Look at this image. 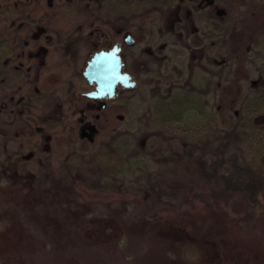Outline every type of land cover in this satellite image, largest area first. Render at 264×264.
I'll return each instance as SVG.
<instances>
[{
    "label": "rangeland",
    "instance_id": "1",
    "mask_svg": "<svg viewBox=\"0 0 264 264\" xmlns=\"http://www.w3.org/2000/svg\"><path fill=\"white\" fill-rule=\"evenodd\" d=\"M49 1L53 32L69 47L63 52L51 44L43 83L36 71L13 76V23L26 22L30 0H12L18 14L0 21L7 39L0 48V264H13L18 231L32 245L31 264L204 262L187 245L175 251L162 237L141 236L174 218L198 237L207 233L210 209L203 204L214 200L211 190L222 197V208H210L223 215L224 240L238 249L226 246L228 260L221 264H264V97L253 98L264 90V0H211L206 18L193 14L201 0ZM178 5L180 20L168 15ZM217 8L225 13L216 15ZM123 14L136 36L130 54L142 60L130 63L139 86L123 107L87 111L99 132L93 141L81 139L84 103L75 109L69 93L80 74L75 32L81 28L87 40L93 22L104 26L110 19L120 27ZM40 85L44 90L36 91ZM174 96L173 108L165 101ZM186 106L181 119L168 120ZM187 159L195 162L200 184L188 192L176 186L187 176L169 169ZM197 192L203 204L187 210L184 197ZM106 213L136 226L87 247L64 242L61 251L53 250L37 216L57 218L62 233H72L77 220ZM195 214L199 221L186 220Z\"/></svg>",
    "mask_w": 264,
    "mask_h": 264
},
{
    "label": "flooded vegetation",
    "instance_id": "2",
    "mask_svg": "<svg viewBox=\"0 0 264 264\" xmlns=\"http://www.w3.org/2000/svg\"><path fill=\"white\" fill-rule=\"evenodd\" d=\"M211 2V0H201L195 7L193 14L200 18L205 17V4ZM49 8V0H30L28 7H26V11L28 10L29 13L27 16L21 18L26 22L24 24L23 22L19 23L18 21L13 23V76L15 78H18V76L19 78H23V73H32L33 71H36L38 72L37 78L42 81L44 70L49 67L47 65V60L51 53V44L56 46L60 51H63V49L65 50L67 47H69L68 45L66 46L65 39L61 41V39H58L56 34L53 32L54 28L51 26L53 25V21L56 20V17H51L53 13L49 12ZM179 9L180 5L174 6V9L170 11L168 15H176L180 20L182 13L179 11ZM224 13L225 9H216V15H221ZM17 14V6L16 3L13 2V17H15ZM191 14L192 13L190 11H186L185 17L190 18ZM177 18L175 19L177 20ZM121 19L122 25L115 28H113L116 26V22H114V20L111 21L110 19H106L103 23L105 27L102 26V22H93L92 27L89 30V36L87 40L83 37V30H81V28L77 29L75 32V44H72V47H74V54L77 57L80 74L76 76V79L73 81V83H70L69 93H73L71 99L72 105L75 109L79 108L80 100H82L84 103V107L81 109L79 127V137L81 139H88V137L80 136L81 128L86 126L88 123L96 124L97 132L95 133V136L99 132L97 123L88 117L87 111H92L94 109L102 111L112 109L113 106L123 107L127 104L129 91L139 86V77L131 70L130 67V63H132L134 66H138L140 65L139 61L140 63L142 62L141 59L139 60L138 57L130 54V48H132L136 43V36L129 27V16L123 14ZM196 30L197 28L194 26L191 28L192 33L196 32ZM57 31L61 32L60 29H57ZM180 32V35H183L184 31ZM128 34H132L133 43L128 41ZM185 35L187 38L189 37L187 33ZM181 38H184V36H181ZM83 41H86L85 43L87 44L85 52H83L82 48ZM99 53H109L110 55L113 54L114 56H117L120 61L121 73L123 74L125 72H129L131 73L132 77L128 78L127 80H117L111 92L107 90L100 91L97 89V81H91L87 79L84 75V71L89 64V61L93 60ZM62 55L63 58L67 57L65 53ZM134 79L137 82L136 85L130 86V81ZM41 89L44 90V86L40 85L35 88L36 91H40ZM93 91L99 94L89 96V93ZM75 94H78V98L74 96ZM205 105V102H203L202 106ZM96 116L98 118L100 116L99 113H97ZM120 116L123 117L122 114H120Z\"/></svg>",
    "mask_w": 264,
    "mask_h": 264
},
{
    "label": "trees",
    "instance_id": "3",
    "mask_svg": "<svg viewBox=\"0 0 264 264\" xmlns=\"http://www.w3.org/2000/svg\"><path fill=\"white\" fill-rule=\"evenodd\" d=\"M9 15H13V2L12 0H0V21H4ZM6 37L4 36L3 32L0 31V48H5L7 45L5 43ZM6 52V49H5ZM253 93H250L251 95ZM257 97H264V90L259 88L257 92L253 95V98ZM172 105L173 108L176 107L174 104L176 103L175 96L172 97L168 102L165 101V104ZM191 107V106H190ZM190 107H184L182 111L178 112H171V117L168 118V120L172 119H181L182 116H184L189 111ZM188 108V109H187ZM262 137L264 139V134H262ZM195 162L189 161V159L185 160L183 164H179L178 166L174 167L173 165L170 166V170L175 173V175L179 172L181 176H187V178L177 181L176 186L179 190L181 188H185L186 192L188 190L194 191L195 188L200 187L198 181V170L195 168L194 165ZM190 176V177H189ZM193 177V178H192ZM174 180V179H173ZM172 181V180H171ZM193 187V188H192ZM213 196L215 197L214 200L211 201L210 204H203L200 200H198L197 196L200 197L199 192L197 194H186L184 199L186 200V204H188L190 207L187 210L195 209L197 206H200L201 204L209 206L208 209L209 213L207 218L208 226L207 230L208 232L201 235L200 237L196 236L194 234V231H191L190 228L187 229L186 227L179 228L177 224L173 223L176 221V218H174L173 222L171 223H153L152 226L157 228L155 231L154 229L151 231L149 230V235L143 234L141 237L143 239L149 238L150 236L154 237L156 240H160L159 238L162 237L164 239V242L166 245L170 248H174L175 251L179 250L178 248H182L183 246L187 245L186 247L190 250H192L195 255H197L199 258H204L206 261L197 263V260H194L193 262L190 261H179L175 263V261H165L163 264H218L223 263L227 259V248L226 246H229L233 249L234 252L237 253V246H232L234 241L226 242L224 240V233L222 232L221 226L218 224L222 220V213L218 212L214 209H211L214 206H218L222 208V197L216 196L218 193L214 190H211ZM202 195H207L206 193L202 192ZM211 194V193H209ZM184 204V203H183ZM239 204V202H238ZM240 205V204H239ZM238 207V205H236ZM242 205H240L241 207ZM211 207V208H210ZM158 215V214H157ZM38 218L43 221L44 226L49 233V242L53 243L54 247L53 250L55 251H61L63 250L64 242H79L80 244H84V247H87L86 244H95V243H103V242H109L110 239H113L115 237V233L120 232V230H123L124 228H133V226H136V223L130 222L129 220H125L123 217H121L118 213H110V214H104L99 217H83L80 220H77V226L76 229L72 232L74 235H72L71 232L62 233V230L60 228V222L56 221L57 218L54 219L51 216L45 217L42 214L37 215ZM188 217L186 220L188 222H193L200 219L198 214H195L193 217L190 215H187ZM223 216V215H222ZM37 218V219H38ZM52 218V219H51ZM144 222V221H143ZM187 225L188 223L185 222ZM140 227H146V223H140L138 224ZM189 226V225H188ZM136 228V227H135ZM159 231V233L157 232ZM15 233V232H14ZM23 233V236L22 234ZM193 236L194 241L196 242H190L188 241L189 236ZM208 235V236H206ZM13 264H31V261L27 258V255H29V247L32 246L31 244H26L25 239V232H16L13 234ZM141 238V239H142ZM142 239V240H143ZM9 240V239H8ZM78 240V241H77ZM144 241V240H143ZM30 243V241H29ZM92 247V246H91ZM62 248V249H61ZM54 252V251H53ZM82 254V252H79ZM151 253V251H150ZM231 257H234L233 255H230ZM88 258H85L84 261L86 262ZM12 261V259L10 258ZM8 260V261H10ZM228 260V259H227Z\"/></svg>",
    "mask_w": 264,
    "mask_h": 264
},
{
    "label": "water",
    "instance_id": "4",
    "mask_svg": "<svg viewBox=\"0 0 264 264\" xmlns=\"http://www.w3.org/2000/svg\"><path fill=\"white\" fill-rule=\"evenodd\" d=\"M222 11V10H221ZM128 41L133 43L132 34H128ZM84 75L89 80H96L98 85L97 89L100 91L107 90L112 91L117 80L131 78L132 75L129 72L121 73L120 61L117 56L109 53H99L93 60L89 61V64L84 71ZM136 80H131L129 85L135 86ZM99 93L93 91L89 93V96L98 95ZM88 128V131H87ZM97 132V126L95 123H88L86 126L81 128L80 136L88 137L89 140L93 141L95 133Z\"/></svg>",
    "mask_w": 264,
    "mask_h": 264
}]
</instances>
